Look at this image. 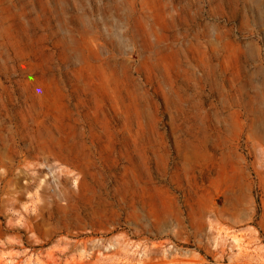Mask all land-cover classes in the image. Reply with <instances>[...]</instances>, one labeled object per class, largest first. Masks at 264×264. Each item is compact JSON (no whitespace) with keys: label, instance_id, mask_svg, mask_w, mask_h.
Returning a JSON list of instances; mask_svg holds the SVG:
<instances>
[{"label":"rangeland","instance_id":"obj_1","mask_svg":"<svg viewBox=\"0 0 264 264\" xmlns=\"http://www.w3.org/2000/svg\"><path fill=\"white\" fill-rule=\"evenodd\" d=\"M0 264H264V0H0Z\"/></svg>","mask_w":264,"mask_h":264}]
</instances>
